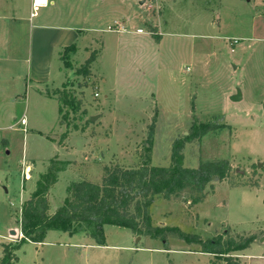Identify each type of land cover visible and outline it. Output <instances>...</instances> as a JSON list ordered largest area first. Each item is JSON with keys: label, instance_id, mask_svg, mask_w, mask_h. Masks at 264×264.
Masks as SVG:
<instances>
[{"label": "rangeland", "instance_id": "374dc122", "mask_svg": "<svg viewBox=\"0 0 264 264\" xmlns=\"http://www.w3.org/2000/svg\"><path fill=\"white\" fill-rule=\"evenodd\" d=\"M60 1L57 9L49 6L36 10L38 16L32 18L33 22L61 13L74 14L75 22L77 17L79 21L83 18L85 25L91 17L110 20L99 24L98 31L87 32L74 56L69 52L64 60H59L54 55L51 62V75L64 81L54 84L72 96L73 105L57 101L67 114L62 128L57 129V109L55 112V102L49 101L42 129L59 130L60 139L64 132L72 136V144H64L68 149L86 148L81 159L90 163L84 167V163L73 161L66 165V173H57V181L48 191L49 212H55L63 203L71 182L101 183L106 168L139 167L147 155L145 147L150 149L151 165H170L173 142L185 140L193 125L208 123L210 129L201 138L184 141L180 150L182 164L197 167L203 161L226 159L231 166L228 176L222 180L215 177L207 183L201 193V200L206 201L197 208L191 203L189 189L169 199L154 196L147 206L151 224L178 227L201 242L217 236L241 240L254 234L258 247L253 249L256 256L249 264H263L264 244L260 239L264 236V0ZM127 8L128 15L134 18L130 21L124 15ZM29 9L28 0H0V35L9 31L7 37L13 43L9 48L15 49L12 59H0V70L6 75L8 70L23 75L30 65L26 60L29 22L24 18ZM9 14L21 15L23 20L12 24L3 17ZM114 20L121 22L127 32L142 26L156 45L140 42L133 33L119 39L121 34L110 29ZM108 24L111 25L107 28ZM154 34L160 35V41L154 39ZM92 36H97V44ZM95 48L97 52L101 49L91 67L97 76L90 69L87 75L77 74L76 69ZM132 53L138 58L130 57ZM65 60L69 66L64 65ZM13 84L8 80L0 85L11 88ZM29 84L26 88L22 76L15 86H22V95L25 91L30 95L36 88L34 83ZM237 91L241 98L231 100ZM36 121L37 124L39 120ZM24 134L9 130V147H4L3 140L0 143V260L3 246L8 244L12 264H226L225 257L195 253L203 245L185 241L176 233L165 232V240H161L110 224L103 227L104 245L89 235V226L75 224L72 235L50 230L43 242L26 239L16 249L21 241L9 234L12 229H21L18 161L23 153ZM35 138L29 139L28 154L36 159L38 167H45L43 172L56 154L59 159L72 157L58 139ZM211 195L214 201H225V206L212 208ZM134 205L135 201L129 205L131 213ZM167 247L169 251L164 250ZM189 249L190 252L184 251ZM241 251L228 255L247 264Z\"/></svg>", "mask_w": 264, "mask_h": 264}, {"label": "trees", "instance_id": "16d2710c", "mask_svg": "<svg viewBox=\"0 0 264 264\" xmlns=\"http://www.w3.org/2000/svg\"><path fill=\"white\" fill-rule=\"evenodd\" d=\"M159 34H154L156 41L160 40ZM74 44L63 49L61 58H66L69 52H75ZM95 51L85 59L81 67L76 69L77 74H89V68L95 59ZM64 60V59H63ZM65 66H69L67 60ZM60 103L73 105V98L67 91L56 89ZM62 114L60 123L66 118L62 105L59 107ZM210 129L208 123L193 125L192 131L185 140H175L172 145V163L168 166L151 165L149 147H145L146 158L137 168H106L105 176L101 183L89 180L71 182L67 186V196L63 203L53 213H49L50 203L48 191L57 180V173L66 168L67 161L56 157L51 158L46 170L40 174L34 191L21 206V231L24 235L19 246L29 239L32 242H42L48 230H58L74 234L75 224H85L92 230L89 235L99 245L105 244L104 225L110 224L130 229L137 234H146L151 238L165 240V232L176 233L185 241H195L203 245L202 251L225 257L226 264H240L239 260L228 255L231 251L243 250L254 241L255 235L250 234L241 240L233 238L223 239L217 236L214 239L202 241L182 232L174 226H156L151 224L147 206L152 198L159 195L165 199L177 195L179 192L191 190V203L201 201V193L208 182L217 177L219 180L228 176L231 166L228 160L200 162L197 167H185L182 164L183 154L180 150L184 141L193 137L201 138ZM66 134L61 136L64 138ZM61 142V140L59 141ZM196 192V194H193ZM138 197L143 198L142 201ZM135 201L134 212L131 213L129 205ZM2 264H12L8 244L3 246Z\"/></svg>", "mask_w": 264, "mask_h": 264}, {"label": "crops", "instance_id": "0c3cea01", "mask_svg": "<svg viewBox=\"0 0 264 264\" xmlns=\"http://www.w3.org/2000/svg\"><path fill=\"white\" fill-rule=\"evenodd\" d=\"M28 2L30 4L29 15L27 17H24L25 20L27 19V21L29 22L27 26V34L29 36L30 48H29V57L26 59L28 61V64H30L28 67V70L23 75L12 72L11 70H8L9 74L6 75V72L3 71V69L0 70V84H1V81L7 82L8 80L13 81L14 83L13 85H11V88H7L5 86L0 85V109L2 111V113L0 114V143L3 140V143L5 145L4 147L5 148L9 147L10 141L7 138V133L9 132V130L11 131L18 130V131H22L25 133L23 136V147H22L23 153H22L21 159H19L18 161V164L20 163V166L18 165V170H19L18 175H19V181L21 185V190L19 193V204H20L19 213L20 215H21V206L23 202L27 200L29 196L31 195V193L34 191L36 182L40 174L43 173V170L45 169V167L43 168L38 167L36 165V161H35L36 159L32 156H29L28 153L31 152L29 145H28L29 139L33 137H36L35 139L45 137L52 141H57L58 139V144L61 145L63 149H66L67 151H69L72 157L66 158V159H59V157H57L58 156L57 154L54 157L62 161H67L68 164H72L73 161L81 162V163H84L83 165L84 167H86L90 163L88 160L85 161L81 159V157L83 156V153L85 154V151H87L86 148L82 147L83 149L82 148L77 149V147H73V148L68 149V146L65 145L66 141L70 142V139L72 138V136L70 137L69 135H67L63 138V140L57 137L59 133V130L57 129H61L63 125H61L60 123V119H61V113L59 112L60 104L57 103V101L58 102L60 101L58 99L57 94L54 93V90L59 89V87L56 86L54 83L55 81H57L61 85L64 81L62 78L57 77L58 75L56 76L51 75V71H52L51 62H53L52 60H53L54 55H56V57L58 56L59 60H62L61 55H62L63 49L66 46H69L71 44H74L75 49H76L75 52H71V54H73L74 56L78 52L79 42L83 39V37H85L87 32H96V30L98 31L100 29L98 28L99 24H103L104 22H108L110 20L108 18L106 19L105 17H99L97 20H95L89 15V18L91 17L90 22L87 25H85L83 18L82 20L80 19L81 21L80 22L77 17V21L75 22L73 21L74 14H72L71 16L70 14L67 15L65 13H61L58 15L48 14L49 16L48 17L45 16L43 20L38 21V22H33L32 18L36 17L37 15L36 10H39V8H45L49 6H56L53 9H57L61 1L60 0H45V2H41L39 5H35L36 6L35 10L33 9V5L35 4L36 0H28ZM124 15L127 17L126 19L127 21L134 19L131 15H128V8H127L126 13L124 12ZM3 17H6L8 20H10L12 24L17 23V21L23 20V16L21 15L15 16V15L9 14L8 16L3 15ZM217 19H218V25H219L220 19L219 18ZM113 22L114 23L112 25L108 24L107 28L110 25L113 26L115 24H119L120 29L114 30L121 34V36H119L121 38L119 39H126L128 37L127 33H133L139 36L140 42L142 43L145 42L147 45H153V46L156 45L155 42L152 40V37L150 36V34L146 32V30L142 28V26L138 25L136 29L133 30V32H127L128 30H126V27L121 22H118L117 20H114ZM138 28H142L143 32H137L136 30ZM7 33H9V31H5V33H1L0 35V47L3 48V51L0 52L1 53L0 59L3 61L10 60L15 56L14 55L15 49L9 48L10 45H12L13 43L11 44V42L9 41V37H7L8 36ZM4 34H6V36ZM91 40L94 42V44H97L98 38L97 36L95 37L92 36ZM94 46L95 45H93V47ZM102 46H104L103 42H102ZM100 50L101 49L99 48V52ZM92 51H95L96 55H95V59L90 64L89 69L91 71V74L96 75V73L91 67H92L93 62L96 60L99 52H97L96 48ZM92 51H90V53ZM130 57H133V59H136L138 58V55H136L135 53H132ZM59 68H60L59 70H61V67ZM22 76L25 79L26 88H28V86L30 87L29 83H34V88L36 89L30 95H28L26 91L22 95L21 93L22 86L20 89L16 88L15 86V84L19 82V79ZM58 78H60V82ZM103 80L105 79L102 78V81ZM49 101L55 102V112L57 109L55 123H58L57 125L58 128L56 130L53 128L55 131L53 129H52L53 131L52 130L43 131L42 129V126H44V122H42V120L46 118V115L49 111V107H48ZM102 104L103 105L109 104V102L104 103L103 101ZM111 104L113 105V103ZM51 109L53 110V108ZM22 119L24 120L23 124L21 123ZM36 120H39L37 124H36L37 122ZM31 122H33L32 125H30ZM60 140L61 142H59ZM6 152L10 153L8 149L6 150ZM34 153L35 152L31 154H34ZM79 156H80V159H79ZM86 159H88V157ZM43 164L45 165L46 163H43ZM25 165L29 166V173H28L29 177L26 179L23 178L22 172H21L22 166H25ZM59 172H61V174L63 172L66 173L64 169ZM255 190L259 191L260 189H255ZM5 192H7V189H5ZM214 195L209 196L212 198L211 200L212 208H218L221 206L224 207L226 204L225 201L224 202L214 201L213 200ZM204 201L206 200L202 199L200 202L195 204V207L197 208L198 204H201ZM49 213L51 214L53 212H49ZM49 231L50 230H48L47 233ZM59 232H64V231H59ZM65 233L69 234L68 232H65ZM69 235H72V234H69ZM1 236L7 239V236H3V235ZM260 242L264 244V236L260 239ZM37 243L39 244L40 242H37ZM256 243L257 242L253 241L249 247L241 251L243 253V256L248 259L247 264L250 263V259L256 256V254H254L255 251L253 250L256 247H258V245H255ZM164 250L169 251L170 249H168L167 247V249L165 248ZM190 250L191 249L184 250V251L190 252ZM192 251L194 250L192 249ZM194 252L197 254L211 255V253L203 252L202 250H199V249H196Z\"/></svg>", "mask_w": 264, "mask_h": 264}, {"label": "built area", "instance_id": "2783aa9c", "mask_svg": "<svg viewBox=\"0 0 264 264\" xmlns=\"http://www.w3.org/2000/svg\"><path fill=\"white\" fill-rule=\"evenodd\" d=\"M35 8H36V6L33 5V9H34V10H35ZM34 13H35V12H34ZM110 29H117V30H119V29H120V28H119V24H115V25L111 26ZM136 31H137V32H143V29H142V28H138ZM94 96H95V97H98V93L95 92V93H94ZM21 123H22V124L24 123V120H23V119L21 120ZM22 165H23V164H22ZM21 172H22V176H23V178H25V179L28 178V177H29V174H28V173H29V166H27V165L22 166ZM12 230H13V229H12ZM10 232H11V230H10ZM9 237H11V238H13V239L20 240L21 238L24 237V235H23L21 229L16 228V229H14V233H10V234H9Z\"/></svg>", "mask_w": 264, "mask_h": 264}, {"label": "water", "instance_id": "95a60500", "mask_svg": "<svg viewBox=\"0 0 264 264\" xmlns=\"http://www.w3.org/2000/svg\"><path fill=\"white\" fill-rule=\"evenodd\" d=\"M240 98H241V95H240V93H239L238 91H237L236 94H233V95L230 96V99L233 100V101H237V100H239ZM93 117H94V116H91L90 119L92 120ZM260 165H261V163L259 162V163H258V166H260ZM216 178H217V177H216ZM11 233H14V230H11Z\"/></svg>", "mask_w": 264, "mask_h": 264}, {"label": "bare ground", "instance_id": "6f19581e", "mask_svg": "<svg viewBox=\"0 0 264 264\" xmlns=\"http://www.w3.org/2000/svg\"><path fill=\"white\" fill-rule=\"evenodd\" d=\"M41 2H45V0H36L34 5H39Z\"/></svg>", "mask_w": 264, "mask_h": 264}]
</instances>
